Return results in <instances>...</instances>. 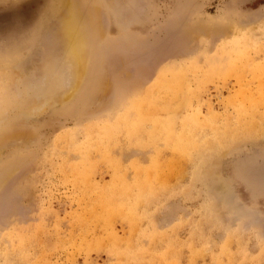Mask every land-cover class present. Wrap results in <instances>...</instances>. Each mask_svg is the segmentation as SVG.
Returning a JSON list of instances; mask_svg holds the SVG:
<instances>
[{
  "label": "rangeland",
  "instance_id": "374dc122",
  "mask_svg": "<svg viewBox=\"0 0 264 264\" xmlns=\"http://www.w3.org/2000/svg\"><path fill=\"white\" fill-rule=\"evenodd\" d=\"M0 264H264V0H0Z\"/></svg>",
  "mask_w": 264,
  "mask_h": 264
},
{
  "label": "bare ground",
  "instance_id": "6f19581e",
  "mask_svg": "<svg viewBox=\"0 0 264 264\" xmlns=\"http://www.w3.org/2000/svg\"><path fill=\"white\" fill-rule=\"evenodd\" d=\"M80 7L76 6L69 13L68 19L66 18L67 24L65 25L64 30L66 32L65 36L67 40V48L69 51V59H70L69 64H71V72H70L71 86L69 91L65 92L63 95L61 93L63 100L69 99L81 84V81L85 75L87 64L90 58L89 47L91 43V38L94 39L96 35V28H97L96 27L97 21H95L96 13L91 12L89 17H87L88 19L85 18V20H83ZM69 22H73V23L69 25ZM47 94L49 93L47 92ZM44 105L45 104H43V106ZM39 106L40 105H38V107Z\"/></svg>",
  "mask_w": 264,
  "mask_h": 264
}]
</instances>
